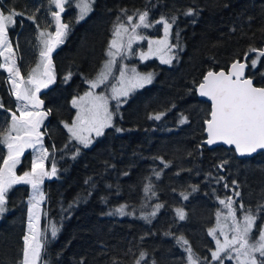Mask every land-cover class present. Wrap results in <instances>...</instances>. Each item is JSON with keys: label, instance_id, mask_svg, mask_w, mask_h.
Segmentation results:
<instances>
[{"label": "trees", "instance_id": "16d2710c", "mask_svg": "<svg viewBox=\"0 0 264 264\" xmlns=\"http://www.w3.org/2000/svg\"><path fill=\"white\" fill-rule=\"evenodd\" d=\"M76 1L66 2L60 16L68 30L52 53L54 82L39 94L48 113L40 128L47 164L52 158L56 168V175L42 182L45 237L40 264H188L189 249L197 264H217L211 257L209 228L222 209L220 201L230 197L242 213L241 204L254 213L264 204V150L238 157L232 148L207 147L204 123L210 104L197 96L196 87L207 71L226 69L246 53L247 76L264 87V57L257 56L264 51V0H93L84 19L77 18ZM0 3L7 12L23 13L15 17L9 34L15 38L17 68L28 79L41 59L39 33L55 35L52 12L59 9L49 0ZM144 11L150 23L164 17L172 24L174 59L169 65L149 62L151 83L120 98L118 106L111 100L113 126L83 147L64 127L73 116L70 101L98 74L119 20L130 15L134 23ZM252 60H258L255 68ZM6 76L0 67V134L7 132L12 114L18 116ZM158 113H164L159 120L149 118ZM181 117L187 118L183 124ZM7 155V146L0 143V166ZM32 159L33 148H26L15 174L31 171ZM31 189L17 183L5 196L0 264L22 263ZM121 205L123 215L115 211ZM177 209L185 219H179Z\"/></svg>", "mask_w": 264, "mask_h": 264}, {"label": "snow or ice", "instance_id": "6c2138e0", "mask_svg": "<svg viewBox=\"0 0 264 264\" xmlns=\"http://www.w3.org/2000/svg\"><path fill=\"white\" fill-rule=\"evenodd\" d=\"M50 3L55 4L59 11L52 12V16L56 23V32L52 33L41 31L38 39H40L43 47L40 51V63L36 68L31 70L28 79L25 81L20 76V71L13 60L10 66L7 61L12 59L13 49L8 41V28L15 23V17L23 15V13L9 10L7 14L0 11V56H5L6 63L0 64V67H7L10 73V80L13 85V93L17 101H25L22 107H19L20 115L15 113L11 117V125L6 133L2 135L0 143H4L8 149V155L4 159L3 166H0V213L6 209L5 196L8 190L17 183H27L32 186L34 193L40 194V199L43 200V194L40 193V185L45 177L56 175V168L53 165L51 171L44 168L43 161L48 156V150L42 146V133L39 131L40 125L44 117L48 115L46 112L38 111L41 101L36 96V93L41 88L48 87L54 80L51 72V53L53 49L64 42V36L67 34L68 25L61 23L60 14L64 11L65 3L70 0H49ZM76 7L79 9L78 19H83L89 11H91V0H77ZM193 10L189 9L186 14H192ZM139 23L131 24V32L129 28L123 23H117L114 27L113 39L109 43L108 57L109 59L104 63L103 68L98 73L96 79L88 81L90 89H95L100 84H104L112 73L113 65L116 63V57L127 54V50L131 48L134 40L141 39L136 35L137 28L143 26L145 28L151 27L152 24L148 22V11L140 12ZM28 19H34L29 16ZM128 21H132V17H128ZM173 23L175 17L172 18ZM156 23H163L164 37L161 40L149 41L150 52L153 44L160 45L156 51H170L174 45L168 43L169 30L172 24L168 20L161 17ZM127 36L125 41L124 37ZM47 37V38H45ZM250 52H257L256 49H249ZM155 54V53H152ZM146 53H140L141 59L147 58ZM247 56V53L245 54ZM258 59L264 57V51L257 53ZM258 60H252L251 66L256 67ZM162 63H171V58H163ZM43 66V72L40 68ZM245 63L234 62L231 70L226 74L223 71L212 72L209 71L203 78V82L199 85L200 95L208 97L212 102L211 119L206 120L208 144H213L217 141H223L225 144L234 145L236 152L241 155L256 152L258 149L264 150V87L253 86L252 79L244 78L246 68ZM132 76L125 80L126 70L120 69V84L121 87L113 86L111 99L117 101V106L120 102V97H127L129 92L134 88L143 87L145 84L151 83L152 74L148 73L141 75L133 68ZM19 79V83H17ZM109 97L100 94L95 95L93 91L86 92L73 100V105L79 109L77 117L73 120L71 125L65 124L71 134V138L75 139L84 147H88L92 143L91 133L96 137L104 134L106 128L113 126V112L108 108ZM29 105L35 110L29 111ZM0 107H3L0 104ZM164 113H158L150 119L159 120ZM186 117H181L179 123L186 122ZM117 132L122 129L117 128ZM15 132L16 135H12ZM88 133L89 135H85ZM26 148H33L41 155L32 160V168L29 172H24L22 176L15 174V168L20 163V156L24 153ZM77 153L74 154V157ZM167 166V165H166ZM159 176V173H156ZM87 183V181H86ZM235 183V182H233ZM146 191L151 190V185L145 186ZM195 191V189H193ZM155 195V193H153ZM239 196L240 193L236 192ZM187 198V196H185ZM35 200V195L33 197ZM228 209V215L224 217L225 221H231L230 226L227 223H220V213H217V227L220 234L225 236L223 244L219 240L216 241V250L212 252V259H220V253L226 249L229 252L235 253V258L238 264H264V226L258 228L259 235L253 239V230L256 228L257 221L264 215V204L257 205L255 213L251 208L245 209L244 205H240L243 211V216L237 219L236 210L233 208L232 199L229 197L226 200L220 201ZM32 205L29 209L30 230L34 229L31 222ZM161 205H156V208ZM125 206L121 205L115 211L121 215L124 213ZM179 219H185V213L182 209H177ZM155 215V212L151 213ZM227 230V231H226ZM231 232V239L228 238L227 233ZM216 229H210L209 234L215 235ZM38 233L34 230L30 236H25V247L23 251L22 264H36L39 260L42 250V244L37 239ZM52 235H56V228H52ZM183 244H187V240L183 237L178 238ZM189 264H197V260L191 254L189 249ZM259 254V259L255 254ZM141 253V259L144 257ZM140 264V261H137ZM221 264H223L221 259Z\"/></svg>", "mask_w": 264, "mask_h": 264}, {"label": "rangeland", "instance_id": "374dc122", "mask_svg": "<svg viewBox=\"0 0 264 264\" xmlns=\"http://www.w3.org/2000/svg\"><path fill=\"white\" fill-rule=\"evenodd\" d=\"M92 1L93 0H91V3H92ZM76 3H77V1L75 2V5H76ZM76 9L78 10V13H79V9L77 7H76ZM0 11H4L5 14L8 13L7 11L2 9L1 3H0ZM88 13H87V15H88ZM87 15H85L83 17V19ZM129 16L130 15H128L127 17H124L121 20H119L118 23H123L126 27H128L129 28V33H130L131 32V24H132V22L128 21V17ZM159 20L160 19H155L151 23L152 24L151 27L145 28V27L141 26V27L137 28L136 35L138 37H142V38L141 39H136V40L133 41V43L131 45V48L127 50V54L126 55H122V56H117L116 57V63L113 65L112 73L109 75L108 80L105 81L104 84L98 85V87L95 88V89H90V85L87 82V87L80 94L72 97L70 103H71V106L73 108V116H72L71 120L70 121H66L64 123V125L65 124L71 125L73 120L76 119L79 109L73 105V100L74 99L78 100V98L81 97V96H84V94L86 92L93 91V93L95 95L103 94V95L109 97V99H108V108H109L110 101L114 100V99H111L113 86H115L117 88L121 87V84H120V69H121V67L125 68V70H126L125 80H127L128 78H130L132 76V71L131 70L133 68L136 70V72L140 73L141 75L152 73L151 72L152 71L151 70L152 67L148 66V63L153 61V60H156L157 62L162 63V56L165 59L166 58H171V63H172V61L174 59V55H175V48L174 47H172L170 51H163V50L156 51V49L157 48H161V46L153 44L151 46V52H150V46H149L148 42L149 41L161 40L164 37V26H163V23H156V21H159ZM134 23H136V24L139 23V16L136 19H134ZM12 26H10L9 28H11ZM9 28H8V41H9V44L11 45V47L13 49V53L14 54L12 56V59L7 61V65L10 66L12 64L13 60H14L15 61V65L17 67L18 61H17V55H16L15 38L13 39L10 36ZM149 29H152L151 31L154 32L153 35H151V33L149 32ZM113 32H114V30H113ZM113 32H112V37H111L110 41L113 39ZM145 36H148V37L146 39H144ZM124 39L126 41L127 40V36H125ZM168 43L170 45H172V43L170 41V30H169V35H168ZM0 50H3V49H0ZM140 53L148 54L147 58L141 59ZM152 53H155V54H152ZM108 59H109V57L107 55V58L104 61V63ZM40 61H41V59H40ZM5 63H6L5 56H0V64H5ZM104 63H103V65H104ZM171 63H162V64L169 65ZM103 65H102L101 69L103 68ZM2 68L7 70V67H2ZM101 69L99 70V72L101 71ZM40 72H43V66H41ZM97 75H96V77H97ZM96 77H94L92 80L96 79ZM24 80L26 81L27 79H24ZM92 80H90V81H92ZM17 83H19V79H17ZM148 84H145L144 86H146ZM6 86H7V89L9 90V92L11 93V95H13L16 98V96L13 93V85L11 83L10 73L8 72V70H7V76H6ZM141 88L142 87L134 88L131 92H129L128 95L132 94L133 92H135L136 90L141 89ZM120 98H124V97H120ZM16 103L19 104L18 106L22 107L23 104L26 103V102L25 101H17V98H16ZM29 108H31L30 111L35 110V109H33L31 107V105H29ZM42 112H46L43 107H42ZM45 120H46V116L44 117V120H43L42 124L45 123ZM65 129L68 132V134L71 136V134L69 133L68 129L66 127H65ZM39 131H40V129H39ZM84 134L85 135H89L88 133H84ZM12 135H16V133L13 132ZM90 135L92 136V143H93L94 140L97 139L98 137H96L94 133H91ZM73 140H75V139H73ZM78 144L83 146L80 143H78ZM42 146H43V148L47 149L45 143L43 142V138H42ZM40 155H41L40 152H37L36 150L33 149V159L38 157V156H40ZM48 160L49 159H48V156H47L44 159L43 164H44L45 170L50 172L52 167H53V163H52L53 160L51 158L50 159V163L47 164ZM40 193L43 194V197H44L43 200L40 199V194L39 193H34L33 189H31V191H30V196L31 197H30V199L28 200V203H27V221H26V234H25V236H30L31 232L34 230L36 233H38L37 239L40 241L41 244H43V239L45 237V227L42 226L41 219H42V216H43V207H44V201H45V193L43 192L42 184L40 185ZM34 195H35V200H33ZM32 205H35L32 208V215H31V222H32V224L34 226V229L30 230V228H29V221H30L29 209H30V207H32ZM218 213H220V223L221 224L227 223L230 226L231 221H225L224 220V217H226L228 215V209L225 207L224 204H222V209L219 210ZM236 214H237V219H240L243 216V213L241 211H238V210H236ZM217 223H218V220H217V215H216L214 223L209 228V230L210 229H216L215 235H210L212 237V240H213V248L211 249V257H212V252L215 251L216 247H217L216 241L219 240L221 242V244H223L224 239H225V236L220 234V230L217 227ZM262 226H264V219L260 223V227H262ZM257 227L258 226L256 225V228L253 230L254 231L253 234H252V238L253 239L257 238L258 235H259V232L255 231L257 229ZM260 227H258V228H260ZM227 235H228V238L231 239L232 233L228 232ZM24 247H25V241H24ZM255 255L259 256L258 253L255 254ZM221 259H222L223 264H238V261L235 258V253L234 252L230 253L229 250H227V249L224 252L220 253V259H216L217 264H221ZM22 262H23V254H22ZM40 262H41V255H40L39 260L36 262V264H40ZM188 264H189V262H188Z\"/></svg>", "mask_w": 264, "mask_h": 264}, {"label": "water", "instance_id": "95a60500", "mask_svg": "<svg viewBox=\"0 0 264 264\" xmlns=\"http://www.w3.org/2000/svg\"><path fill=\"white\" fill-rule=\"evenodd\" d=\"M62 13H63V12H61V14H62ZM61 14H60V16H61ZM60 19H61V18H60ZM61 23H62V21H61ZM55 48H56V47H55ZM55 48L53 49V51L55 50ZM53 51H52V53H53ZM52 53H51V63H52ZM247 57H248V56H244L241 60L236 59V60L232 61L226 69H222V68H221V69H218V70H209V71H212V72H220V71H223V72H225V73L227 74V73L231 70V66H232V64H233L234 62H237V61H238V62H240V63H245V64L247 65L246 68H245V72H244V78H246V79H252L251 77L247 76V68H248ZM209 71H207V72L205 73V75H206ZM205 75H204V76H205ZM204 76H203V78H204ZM203 78H202L201 82H203ZM53 82H54V80H53ZM53 82H52V83H53ZM201 82H200V83H201ZM52 83H51V84H52ZM200 83H199V84L197 85V87H196V94H197L198 97L204 99L206 102H208V103L210 104V113H209V118L207 119V120H209V119H211V115H210V114H211V109H212V102H211V100H210L208 97L200 95V92H199V90H198V89H199V85H200ZM51 84H49L48 87H49ZM253 86H255V87H263V86H257V85H255L254 83H253ZM46 88H47V87H46ZM44 89H45V88H41L40 91L36 93V96L39 98L40 101H41V99H40V97H39V94H40ZM42 107H43V105H42V103H41L40 108L38 109V110L41 111V112H42ZM206 128H207V124L204 123V133H205V137H206L205 140H204V144H206V146L209 147V148H212V147H215V146H218V145H221V146H224V147H227V148H232V149L234 150L235 154H236L238 157H250V156L254 155V154L257 153V152L262 151L261 149H258L256 152H253V153H250V154H244V155H241L240 153L236 152V150H235V146H234V145H228V144H225L223 141H217V142H215V143H213V144H208V143H207L208 134H207Z\"/></svg>", "mask_w": 264, "mask_h": 264}, {"label": "flooded vegetation", "instance_id": "af4514ba", "mask_svg": "<svg viewBox=\"0 0 264 264\" xmlns=\"http://www.w3.org/2000/svg\"><path fill=\"white\" fill-rule=\"evenodd\" d=\"M131 17H132V16H131ZM132 19H133V18H132ZM132 21H133V20H132ZM132 21H131V22H132ZM19 107H20V106H16V108H17L16 111H17L18 113H19V110H18ZM30 110H31V108H29V111H30ZM40 128H41V125H40ZM40 128H39V129H40Z\"/></svg>", "mask_w": 264, "mask_h": 264}]
</instances>
